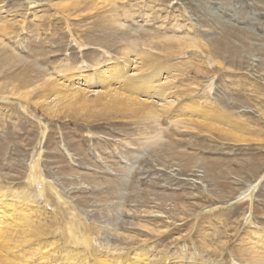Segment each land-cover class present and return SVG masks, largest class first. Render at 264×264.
<instances>
[{
    "label": "rangeland",
    "instance_id": "1",
    "mask_svg": "<svg viewBox=\"0 0 264 264\" xmlns=\"http://www.w3.org/2000/svg\"><path fill=\"white\" fill-rule=\"evenodd\" d=\"M62 1L0 0V202L16 192L0 264H125L139 247L148 264H264V0ZM138 54L181 71L162 75L158 120L36 103L58 67Z\"/></svg>",
    "mask_w": 264,
    "mask_h": 264
},
{
    "label": "bare ground",
    "instance_id": "2",
    "mask_svg": "<svg viewBox=\"0 0 264 264\" xmlns=\"http://www.w3.org/2000/svg\"><path fill=\"white\" fill-rule=\"evenodd\" d=\"M77 5L78 0H65L60 2L57 8L66 12L67 10L75 9ZM199 46L200 45L194 42H185L184 44H179L178 49L196 48L199 50ZM133 59H135V61L129 58H120L119 63H117V58L111 56L108 60L96 62L95 65L90 64L91 66L87 65L85 66L86 68L80 66L71 71L68 67H58L56 76L46 79L49 88L45 89L43 94L38 96L36 103H41L42 109L46 110L47 113H58L72 109L91 110L95 109L97 106H102L110 110L113 109L121 112L133 111L142 113L145 117L150 116L158 120L174 103V99L171 98L172 93L169 94L168 92L170 88H168L166 84L161 83L162 75H164L165 81L168 82L172 77L174 78L175 76L176 78L181 71L177 68L178 66H176L175 63L174 65L164 64L157 56L146 58L138 54L135 55ZM132 63L136 65L132 69H128ZM173 72L174 76H171L169 73ZM171 83L174 84V81ZM120 86L125 88V93L117 89ZM29 93L30 91L27 90L20 92L19 100H25ZM223 117L219 121V124H221L219 130L228 133L224 127L231 126L237 128L239 131L242 129L240 122L234 121L230 116ZM233 117L235 118V116ZM15 193L14 189L9 190L7 194H4V199H1L2 203L0 202V207L11 215H13L16 210V206L12 205ZM24 199L25 196L23 195L20 197L19 201L21 202ZM18 218H20V216H18ZM69 229L73 232L72 227ZM74 236L73 240L79 241L78 237L76 235ZM83 240L91 244L90 238H85ZM258 240H260L258 251L264 254V233L258 232ZM116 251L120 252L121 250L117 249ZM132 252L133 253H131L125 264H148L146 259L148 251L146 248L139 247ZM98 253L101 254V256H98L99 264L109 263V252L101 250L98 251ZM67 258L69 261L66 264H73L72 257L69 256L66 257V259ZM183 258H185V260L182 262L186 261L184 264H205L197 254L193 256L185 254ZM6 262V264L10 263L9 261ZM64 262H66V260ZM178 263L179 260L177 261L169 257V264ZM19 264H21V262ZM209 264L215 263L212 262Z\"/></svg>",
    "mask_w": 264,
    "mask_h": 264
}]
</instances>
